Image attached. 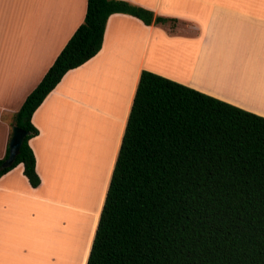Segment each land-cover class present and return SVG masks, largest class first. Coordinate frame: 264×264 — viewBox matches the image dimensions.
Masks as SVG:
<instances>
[{"label":"crops","instance_id":"crops-1","mask_svg":"<svg viewBox=\"0 0 264 264\" xmlns=\"http://www.w3.org/2000/svg\"><path fill=\"white\" fill-rule=\"evenodd\" d=\"M117 1L172 21L111 15L100 51L34 112L40 185H29L21 165L0 178V264H55L62 243L70 263L86 264L142 71L264 118V0ZM86 4L0 0V159L15 114Z\"/></svg>","mask_w":264,"mask_h":264},{"label":"trees","instance_id":"trees-1","mask_svg":"<svg viewBox=\"0 0 264 264\" xmlns=\"http://www.w3.org/2000/svg\"><path fill=\"white\" fill-rule=\"evenodd\" d=\"M113 14L169 19L87 0L75 30L14 116L28 133L10 167L40 185L32 116L70 70L101 49ZM86 264H264V118L142 71Z\"/></svg>","mask_w":264,"mask_h":264},{"label":"water","instance_id":"water-1","mask_svg":"<svg viewBox=\"0 0 264 264\" xmlns=\"http://www.w3.org/2000/svg\"><path fill=\"white\" fill-rule=\"evenodd\" d=\"M12 135L8 144L9 154L8 158L3 162L2 168L10 167L15 157L18 155L20 147L24 138L28 135V133L20 128L13 126L11 128Z\"/></svg>","mask_w":264,"mask_h":264},{"label":"rangeland","instance_id":"rangeland-1","mask_svg":"<svg viewBox=\"0 0 264 264\" xmlns=\"http://www.w3.org/2000/svg\"><path fill=\"white\" fill-rule=\"evenodd\" d=\"M3 239H4V237H3ZM1 242L4 244V241H1ZM58 244H60L59 240H58ZM59 249L60 250L59 251L57 250V252L55 253L56 254V261H57L55 264H74L73 260H70L71 263L69 262V260H67L72 255V250L65 248L63 243L60 245ZM25 264H50V261H45V260L39 258L36 263L34 261H31L28 263V260H27V262Z\"/></svg>","mask_w":264,"mask_h":264}]
</instances>
